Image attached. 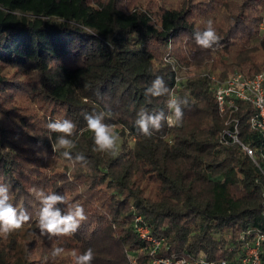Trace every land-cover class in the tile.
Wrapping results in <instances>:
<instances>
[{"label": "trees", "instance_id": "obj_1", "mask_svg": "<svg viewBox=\"0 0 264 264\" xmlns=\"http://www.w3.org/2000/svg\"><path fill=\"white\" fill-rule=\"evenodd\" d=\"M121 1L0 0V67L24 78L35 75L45 102L66 109L61 121L76 125L68 137L75 143L72 161L77 155L86 161L75 162L76 171L110 191L101 230L88 228L90 238L81 243L77 232L72 235L82 254L92 249V264H130L129 252L136 254V264H150V245L134 230L138 213L155 237L165 238L159 256L203 252L209 260L234 259L251 241L240 239L243 232H264V137L250 127L254 108L241 102L235 114L240 141L253 149L252 158L241 145L221 141L227 118L218 111L210 78L193 76L178 85L172 64L161 60L165 51L159 47L167 50L182 35L195 37L189 10L165 8L157 14ZM260 50L264 54V37ZM237 59L234 71L248 77L264 72V55L258 61ZM243 65L254 71H242ZM157 77L168 92L147 94ZM11 79L0 72V94L6 92L3 85L19 84ZM181 86L178 100L186 103L180 123L169 128L165 120L159 131L143 135L138 113L163 111L167 117L171 92ZM101 112L109 113L104 123L123 138L115 152L97 150L87 127L85 115ZM42 133L44 148L51 150L61 134L47 126ZM4 138L0 124V185L17 189V166L4 153ZM151 177L157 180L155 196L145 194ZM53 193L62 194L59 187ZM3 235L0 264H31V249L22 251L16 239L6 244ZM48 260L55 261L51 255Z\"/></svg>", "mask_w": 264, "mask_h": 264}, {"label": "rangeland", "instance_id": "obj_2", "mask_svg": "<svg viewBox=\"0 0 264 264\" xmlns=\"http://www.w3.org/2000/svg\"><path fill=\"white\" fill-rule=\"evenodd\" d=\"M121 2L128 8L136 6L150 8L157 14L165 8L187 9L189 21L193 23L197 32H203L211 21L219 39L210 48L198 45L195 37L189 35H182L174 40L167 50L163 46L159 47L160 52L165 51V54L161 55L162 62L169 64L167 58L170 59L173 67L176 68V75L182 82L193 76L204 75L224 81L233 74L241 73L234 71L241 63L237 57L254 58L257 61L263 58L260 42L264 37V0H122ZM230 28L231 34L226 36ZM250 67L251 65H243L242 71L253 72ZM0 72L20 84L3 85L6 92L0 94V124L5 132L3 149L4 153L12 155L13 164L17 166L15 172L18 188H11L8 182L5 185L9 189V195L14 197V206L25 209L31 217L20 229L4 234V240L7 244L12 239H16L22 251L30 248L31 264H49L50 255L55 259L51 264H75V257L82 254L83 248L80 244H76L73 235L49 237L40 234L38 214L42 205L37 193L42 191L47 195L59 187L61 195L67 202L57 205L62 212L67 211L68 205L79 204L83 207L86 219L81 223H85V226L81 224L84 226L83 229L78 227L82 230L80 234L76 231L78 242L81 243L85 236L90 238L88 228L101 230L99 225L104 222L105 202L110 191L106 185L101 187L88 177L87 173L76 171L74 161L63 156L64 149L56 147L57 143L52 145L51 150L44 148L41 141L44 128L49 121H61L63 116L66 117V109L54 102H45L44 96L38 93L40 80L35 75L25 78L22 75H13L12 70L2 67ZM183 88L184 86L179 89L176 87L173 91L176 99L179 90ZM171 116L174 119V114ZM167 125L169 128L176 126V124L171 126L168 122ZM112 129L119 135L115 128ZM122 144L123 138L119 135V149ZM148 181L145 180V183ZM156 184L157 180L151 177L145 194L155 196ZM20 187L26 188L25 191L19 192ZM114 224L116 228L117 225ZM56 248L63 249L58 256L53 255ZM117 251H114L113 257L117 256ZM132 253L129 252L127 259L130 264H136V254Z\"/></svg>", "mask_w": 264, "mask_h": 264}, {"label": "clouds", "instance_id": "obj_3", "mask_svg": "<svg viewBox=\"0 0 264 264\" xmlns=\"http://www.w3.org/2000/svg\"><path fill=\"white\" fill-rule=\"evenodd\" d=\"M218 39L211 21L208 22L203 32L195 33L196 43L204 48H210ZM163 83V79L157 77L151 87L146 90L147 94L161 96L167 93L168 88L162 89ZM182 103H186V101H180L176 98L168 101L167 106L174 114V119L172 116L166 117L163 111L152 115L144 111L138 113L139 118L136 124L140 132L150 137L153 134L152 130L159 131L162 127V122L165 120H167L169 125H178L183 116ZM106 115H109V113L86 114L84 118L87 121L88 129L94 134L97 150L115 152L118 150L119 135L113 131L110 125L104 123ZM47 127L51 132L61 134L57 138L56 147L64 149L63 156L68 160H72L71 150L75 148V143L68 137L74 134L76 125L72 121L64 119L62 121L51 122ZM75 162L86 163L83 155H77ZM37 196L40 198L42 205L38 214V228L41 235L49 237L72 235L77 231L81 221L86 219L84 209L79 204L68 205L66 212H62L57 207V205L67 203L63 195L57 193L45 195L44 192L40 191L37 193ZM10 199L8 187L0 185V234H8L18 230L31 219L25 209L15 207L10 202ZM62 252V248H56L53 251V255L58 256ZM93 258V251L89 248L83 254L75 257V264H92ZM179 264H184V262L180 261Z\"/></svg>", "mask_w": 264, "mask_h": 264}, {"label": "built area", "instance_id": "obj_4", "mask_svg": "<svg viewBox=\"0 0 264 264\" xmlns=\"http://www.w3.org/2000/svg\"><path fill=\"white\" fill-rule=\"evenodd\" d=\"M167 61L172 64L170 59L167 58ZM207 77L210 78L211 85L214 88V97L217 102L218 111L222 116L227 118L221 141L226 144L241 145L243 150L254 158L253 149L240 141L239 120L235 114L239 110L241 102L252 105L254 114L249 121L250 127L260 132L264 137V72L254 77H248L243 73H236L224 81L215 79L212 76ZM176 81L178 85L182 84V80L178 76H176ZM172 98H176L175 92L172 93ZM170 113L171 110L169 109L167 117L173 115V113ZM143 220L142 215L135 214L134 230L141 239L150 245V264H179L180 261H183L184 264H264V232L259 229L248 230L241 234V240L247 241L250 238L251 241L243 244L242 253L236 254L234 259L209 260L203 252L194 257L189 254L178 255L176 252L159 256L158 253L163 247L165 238L155 237L151 233L150 227ZM230 249L233 250L232 247Z\"/></svg>", "mask_w": 264, "mask_h": 264}]
</instances>
